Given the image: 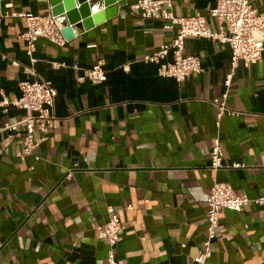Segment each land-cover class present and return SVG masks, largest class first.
I'll use <instances>...</instances> for the list:
<instances>
[{
    "label": "crops",
    "instance_id": "1",
    "mask_svg": "<svg viewBox=\"0 0 264 264\" xmlns=\"http://www.w3.org/2000/svg\"><path fill=\"white\" fill-rule=\"evenodd\" d=\"M126 1L103 24L76 27L64 46L40 39L32 57L21 39L26 20L0 18L7 56L0 59V101L19 97L20 83L36 79L28 68L57 90L55 128L32 155H19L24 127L20 136L0 132V264H108L110 247L96 227L111 217L120 220L115 255L122 264H194L207 237L214 176L238 195L264 196V52L257 64L233 69L230 45L187 38L184 53L199 57L204 72L181 83L160 77L143 58L170 44L175 30L132 10L140 0ZM171 1L176 15L206 17L219 30L211 17L217 0ZM250 2L264 12V0ZM1 7L51 13L49 0H2ZM93 9H105L103 1ZM172 60L170 52L165 61ZM98 62L107 79L95 85L86 76ZM226 91L228 106L242 114L224 117L218 129L212 99ZM24 117L0 107V126ZM217 135L229 168L214 174ZM206 264H264V206L222 210Z\"/></svg>",
    "mask_w": 264,
    "mask_h": 264
},
{
    "label": "built area",
    "instance_id": "2",
    "mask_svg": "<svg viewBox=\"0 0 264 264\" xmlns=\"http://www.w3.org/2000/svg\"><path fill=\"white\" fill-rule=\"evenodd\" d=\"M0 0V18L13 17L26 20L27 29L21 35L27 46V55L32 57L36 51L37 42L45 39L58 46H64L67 40L63 35L66 24L65 18H58L51 13L46 15H29L23 12L2 13ZM9 6V5H8ZM132 10L139 11L143 19H155L164 22V28L175 30V37L170 44H165L152 55L143 58L145 63H154L158 66L160 77L173 78L177 82H184L192 74L204 72L199 57L184 53L187 38H206L228 44L232 50V66L235 69L240 61L246 65L257 64L264 52V12H259L250 0H217L211 10V17L219 22V30L209 29L208 20L203 16L180 17L174 13L171 0H140L132 6ZM172 52L173 60L165 59ZM0 59L7 60V56L0 52ZM34 62V60H32ZM27 72L36 77L20 83L21 95L13 100L4 97L0 101L1 108L16 107L25 112V117L18 123L0 126V132L9 131L14 136H20V128L24 127L23 148L19 155H32L39 145L46 141L53 132L57 117L55 116V99L57 90L50 81L38 79L34 69ZM234 72L227 75L225 86H231ZM86 78L95 85L106 81L107 75L102 62H98L88 70ZM228 92L219 98L212 99L216 107V126L221 127L224 117H239L241 112L228 106ZM36 132L41 136L36 137ZM38 159V158H37ZM243 165L234 163L230 168L239 169ZM210 170L216 174L219 170L229 168L224 164L223 145L219 135L213 139V148L210 153ZM207 199V237L202 250L194 259V264H206L212 256V243L220 229V213L222 210L240 212L246 207L264 206V196L250 198L247 195H238L233 188L220 183L214 176ZM113 212V209H110ZM120 220L111 217L106 223L96 227L98 239L108 243V264H122L116 258L115 249L122 240Z\"/></svg>",
    "mask_w": 264,
    "mask_h": 264
},
{
    "label": "water",
    "instance_id": "3",
    "mask_svg": "<svg viewBox=\"0 0 264 264\" xmlns=\"http://www.w3.org/2000/svg\"><path fill=\"white\" fill-rule=\"evenodd\" d=\"M97 0H49L51 14L58 18H65L66 24L63 35L71 40L76 35L75 28L80 31H89L103 24L113 17L119 7L127 3L126 0H102L105 9L94 10L93 4Z\"/></svg>",
    "mask_w": 264,
    "mask_h": 264
}]
</instances>
